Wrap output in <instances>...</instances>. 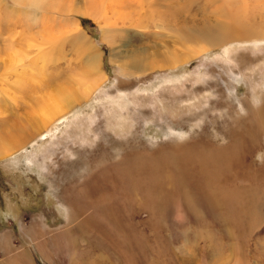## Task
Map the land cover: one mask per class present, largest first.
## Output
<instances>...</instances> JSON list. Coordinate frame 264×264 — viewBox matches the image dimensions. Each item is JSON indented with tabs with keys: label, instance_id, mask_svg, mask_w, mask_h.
I'll use <instances>...</instances> for the list:
<instances>
[{
	"label": "rangeland",
	"instance_id": "obj_1",
	"mask_svg": "<svg viewBox=\"0 0 264 264\" xmlns=\"http://www.w3.org/2000/svg\"><path fill=\"white\" fill-rule=\"evenodd\" d=\"M20 2L0 5V264H264V178L258 190L228 176L238 220L223 204V216L203 218L201 227L176 214L184 205L172 193L160 196L165 215L149 205L158 199L147 191L152 182H140L142 202L121 189L131 170L123 160L150 170L190 147L236 148L254 175L264 163V136L253 140L255 117L251 137H234L246 134L247 105H261L264 44L222 40L227 1L43 0L45 9ZM228 4L230 20L264 37V0H248L242 13V0ZM242 53L260 60L241 67ZM226 160L218 167L227 176ZM164 178L175 180L171 169ZM199 188L185 187L196 194L194 214L206 217L213 208ZM72 200L98 203L89 209L98 232L75 217ZM73 222L90 228L72 233L74 247L66 240Z\"/></svg>",
	"mask_w": 264,
	"mask_h": 264
},
{
	"label": "bare ground",
	"instance_id": "obj_2",
	"mask_svg": "<svg viewBox=\"0 0 264 264\" xmlns=\"http://www.w3.org/2000/svg\"><path fill=\"white\" fill-rule=\"evenodd\" d=\"M14 1H17L18 2V0H14ZM24 1L27 2V5L29 4L30 6H33V8H36L37 7V8L45 9V6L43 4V0H24ZM73 1H75V0H73ZM226 1H227V2H225L226 5H223L224 12L225 13L222 15V18L224 19V21H223V23L221 25V29H220L221 35L223 37L222 40L224 42H226L228 45H232V44H242L243 45V44H249L251 42L252 43L254 42L258 46L264 44V41L261 40V38H264V37L260 33H258L256 31L250 29L252 27L250 24H248L245 21L242 22L239 19L232 18L230 20L228 18L229 14L231 15V13L228 12L229 9H230L229 8V4L230 3L228 4V2L230 0H226ZM238 1H240V0H238ZM21 2H23V1H21ZM21 2L19 0V4ZM3 3H4V0H0V5H2ZM98 3H100V2H98ZM98 3L97 4H94V6L95 5L96 6L97 5L100 6L101 3L100 4H98ZM223 4H224V2H223ZM238 5H239V8H240V3ZM241 5H243V8L244 9H242V10L241 9H238V10L242 13V12L246 11L247 9H249V5L250 4H248V0H242V4ZM73 6H74V3H73ZM57 9H59L58 12L59 11L60 12L62 11V8L57 7ZM70 9H71V6H69L68 8H63V11L62 12H69ZM93 12L94 13L95 12L100 13V10H98V11L95 10ZM9 26H10V24H9ZM256 45H254V46H256ZM220 47L226 48V46H224V45H221ZM226 52L229 53L230 52V49H226L225 53ZM254 57L256 59L255 60L254 59L251 60L249 56H247L246 54L243 55V53H242L240 56L237 57V58H239V59H237V63L241 67H243V65L249 66V64L251 62L256 61L257 59H259L258 54H257V56H254ZM263 81H264V79H263ZM260 99H261V105H259L255 109L252 106L251 107L253 109H249L251 107L249 105H247L246 112H247V114L250 115V117H249V120H250L249 123L250 124L247 127V129H246V134L247 135L246 134H243V133H239L238 134V132H237L236 133L237 135L236 134L234 135L236 142L238 140V143H241L240 140H242L243 137L245 138V136L251 137L250 136L251 129L249 127L252 125V119H253V117H255V122H256L255 127L253 128V133H254L253 140H254V142L257 143L258 140H261L260 137L261 136H264V95L261 96ZM46 101L48 102V99ZM46 101L44 103L45 105L47 104ZM258 103H260V102H258ZM37 104H40V102L37 101ZM256 128L258 130H261V132L263 134H260V131L259 132L258 131L256 132L255 131ZM46 136H48V135L41 136V137L43 139H45ZM244 138H243V140H244ZM231 144H232V142H231ZM244 144H245V146H244L245 152L247 154L250 153V151L252 150V145L247 140H246V143H244ZM249 144H250V147H249ZM216 150H218V149H216ZM239 150L241 152V149H239ZM226 155H229V156H226ZM136 158H138V156ZM240 158L241 157L238 158L237 149L236 148H233L231 146H229L228 149L225 152L219 153V151L218 152L217 151H214L208 145L207 146L202 145V146H198L196 148H191L190 147L185 152L179 150L178 152H175V153H173L171 155H168V158L167 159H165V160L163 159L164 161H162L160 159L161 162L160 161H153V163L150 164V165H152L151 168H150V170L144 168V166H148L147 163H144L143 162V164H141L140 162L139 163L138 162H135L134 161L135 159L133 160L132 158L131 159H128V160H123L120 163L121 164H125L126 163L127 166L131 170H130V172L126 176V181H125L126 184L121 189H122L123 195L125 197H127V199H130L133 202H135V201H137V202L138 201H141L142 202L141 199L144 196L142 194V192H143L144 189L140 186V182H152V183L155 184L154 187H152L150 185L149 188L147 189V191L151 195L152 194H153V196L155 195L158 199L153 200V201L146 199L149 205L151 204L152 206H155V207L157 206L158 213H162L163 215H165L166 214V211L168 210V209H165V207H167L166 204L164 202H162L165 199V196L164 197H160V196L165 195V194H171L172 193L173 200H176L177 201V204L178 203H182V205H184L183 207H177V206L174 207L175 208V211H176V214L179 215L180 217H185L187 220L188 219L192 220L194 222V224H196L199 227H201L200 223H201V220L203 218H210L211 220H216V222H217L219 220V216H221V215L223 216V211L226 209V207H224L223 204H226L227 205V209L226 210H228V213L230 214L228 216H231V218H233V220H235L236 219V216L233 215L232 214V211H231V205L232 204H229L230 197L233 196V194L230 193V190L227 189L226 186L224 185L225 184V180L228 179V176H229V178H231L232 181H233L232 178H234L235 180L237 179V181L239 183L242 180H246V182L249 181L255 187L257 185L256 188L258 190H260V188H259L260 187V184L259 183L264 178V163L261 164L260 165V168L256 170L257 172L255 171L256 175L258 174L257 177H256V175H254V173H252V169L253 168L250 169L249 168L250 166H248L244 162H242V159L240 160ZM224 160H226L225 161L226 162L225 164L227 165L226 168H229L227 176H226V174L220 173V172H223V171H219V167H221L219 165ZM118 161H120V160H118ZM131 162H134V163H131ZM120 163H118V164H120ZM226 168L224 167L223 169L225 170ZM156 169H158V171L160 172L159 175L162 176L161 177L162 180L159 179L160 177L155 176L156 175L155 174ZM166 169H171V171H172V173H173V175L175 177V180H173V179L171 180V179L164 178V173H165V170ZM125 170L123 172H125ZM186 173L188 174L189 178H188V180L186 179L187 181H184L183 180V176ZM133 180L137 183V185L132 186L133 185L132 184V181ZM193 182L194 183H197L199 185V187H200L199 190L197 191V194L200 195V196H203V198L205 199V201L210 206H212V208H213V210H211L210 212L204 213V214L207 215L206 217H203L204 215H201L198 212H196L194 214V212L196 211V208H194V206H196V203H195V201L197 199L196 198V194L193 193L191 190L185 189V187H187V186H193ZM165 185H166V187H165ZM155 186H157V187H155ZM167 186H169V187H167ZM146 187H147V185H146ZM237 189H239V188H237ZM229 194L231 196H229ZM96 204H98V203H95V202H93V203H85V201H80V202L78 201L77 202V201H73L72 200V201H70L69 206H70V208H72L75 211V217H79V218H81L83 220H86L84 222V223H86L85 225L91 224L93 226L92 228L93 229H96L97 232H98V229H101V228L97 225V223L94 222V219L96 218V214H94L95 215L94 216V215H92V214L89 213V209L93 205H96ZM87 205H88V207H87ZM100 205L101 204H99V206ZM198 206H201V205H198ZM100 207H98V208H100ZM138 207L137 208H133L134 211H138L139 212V208ZM80 208H83V210H81ZM200 210L201 209H199V211ZM148 211H150V210H148ZM160 211H162V212H160ZM100 213L104 214L103 211H100ZM114 214L117 215V212H114ZM114 214H112V213L111 214H108V217H107V222L108 223H109V218H111V215L113 216ZM151 215H153V214L151 213ZM231 218H230V220H231ZM97 220H100V219H97ZM236 220H238V219H236ZM219 222H222V221H219ZM224 222H225V220H224ZM78 223H74L73 222L72 225L73 226L77 225V228L73 229L72 232H70V234H68V237H66V240H69V244L71 246H73V247L75 246V243L73 241V238L71 237L72 233L74 235L82 236L83 234L89 233L88 232V229H90L89 227H88V229L83 228L81 226V223L80 224H78ZM237 224L238 225H241V220H239V223L237 222ZM136 230H137V228L134 227L133 230H131L130 232L127 231L125 237L126 236H132V235H134L136 233ZM89 231H91V230H89ZM124 232H126V231H124ZM104 233L105 234H103V237L106 239V241H108L109 240V234H107L108 232L106 233V231H104ZM93 234H94V232H93ZM114 235H115V233H114ZM110 237H111V235H110ZM33 242H34V239H33ZM98 242H100V241H98ZM95 243H97V242H95ZM155 246H156V244H155ZM156 248H157V246H156ZM105 249H107V248H105ZM22 252H25V254H26V251H22ZM22 252H21V254H22ZM105 260H106V258H105Z\"/></svg>",
	"mask_w": 264,
	"mask_h": 264
}]
</instances>
